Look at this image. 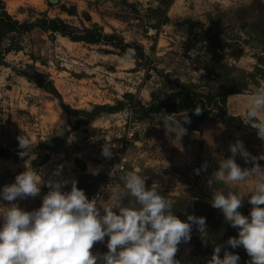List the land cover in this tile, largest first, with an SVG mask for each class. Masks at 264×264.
Masks as SVG:
<instances>
[{
  "label": "rangeland",
  "instance_id": "obj_1",
  "mask_svg": "<svg viewBox=\"0 0 264 264\" xmlns=\"http://www.w3.org/2000/svg\"><path fill=\"white\" fill-rule=\"evenodd\" d=\"M4 1L8 11L21 21L45 14L62 17L79 27L98 22L108 32L117 30L127 41L143 44L164 74L168 73L179 83L193 85L196 94L204 98L222 93L233 85L232 78H238L240 85L248 81L245 87L248 92L264 85V0H172L167 8L170 22L160 26L158 16L148 11L158 6L160 0H127L136 4V8L123 0ZM63 3L76 5L78 15L63 12L60 9ZM84 11L89 12L91 21L85 19ZM21 40L23 50L8 52L6 64L0 65V148L14 151L18 148L17 136L24 133L36 146L52 136L63 137V126L71 132L57 151L46 150L50 158L41 165L34 163L36 154L31 160L0 157V186L13 182L15 175L25 169L26 160L42 181L52 177L53 170L62 165L61 176L69 181L75 179L79 184L83 182L76 164L79 158L85 162L86 172L100 182L124 156L127 158L125 171L139 166L140 174L145 177V187L157 183V191L174 201L179 212H173L181 220L186 219L184 214L195 213L198 204L214 208L211 199L200 189L202 164L197 146L199 132L195 130H201L202 121L199 127L187 129L180 140L172 139L174 133L165 135L163 120L178 118L183 112L170 117L148 115L140 120L137 113L128 108L103 114L90 124L73 129L75 116L62 109L59 99L29 82L14 68L32 64L48 73L65 105L71 109L114 103L128 91L135 92L143 102L151 99V91H156L161 98L169 97L178 89L164 75L151 70V77L146 78L145 68L138 66L130 56L106 54L101 45L72 41L60 34L51 40L49 33L40 29L24 33ZM240 49L243 51L237 55ZM208 68L213 72L211 75H208ZM255 69L258 70L256 82L243 76ZM187 114L191 120L193 116ZM131 131L133 136L129 135ZM105 141L113 146L109 158L101 155ZM94 167L98 168L96 175L91 172ZM194 169L200 171L197 173ZM123 173H119L118 184L107 190L100 203L105 202L113 190L122 187ZM70 187L68 183L64 190ZM93 190L83 191L87 196ZM47 191L42 183L37 196L17 198L13 202L0 199V204L17 203L20 208L30 210L40 206L41 197ZM129 199L123 202L128 204ZM247 207L252 206L244 202L239 210L249 211ZM190 235L189 241L195 244V249L183 257L178 244L175 259L180 264H196L192 255L199 250L205 255L211 244L195 225ZM107 239L105 236L104 241L95 242L90 251L106 252ZM211 254L204 258V264Z\"/></svg>",
  "mask_w": 264,
  "mask_h": 264
},
{
  "label": "clouds",
  "instance_id": "obj_2",
  "mask_svg": "<svg viewBox=\"0 0 264 264\" xmlns=\"http://www.w3.org/2000/svg\"><path fill=\"white\" fill-rule=\"evenodd\" d=\"M133 54L132 49L127 50V56ZM192 111L199 115L201 107L196 105ZM240 118L264 141V85L250 91ZM163 122L165 135L174 133L172 139L180 140L190 118L185 110L178 118ZM17 140L18 156L34 159L31 149L35 142L26 133L18 135ZM112 147L105 141L101 155L109 158ZM229 152L228 157L219 158V167L209 184L221 180L224 185L236 188L244 183L248 184L247 191L225 194L216 189L210 203L237 229L236 236L228 237L227 245L233 249L242 246L250 258L247 264H264V167L239 139L229 144ZM237 154L246 163L250 160L251 167L242 168L235 160ZM28 160L13 182L0 186V199L13 202L17 198L35 197L42 183L48 191L41 197L40 206L33 210H24L17 203L0 204V264H180L175 259L177 246L190 239L192 226L206 232L203 216L188 214L181 220L173 212L174 201L157 191V183L146 188L139 166L125 171L121 176L122 187L113 190L105 202L98 203L97 198H88L77 187L75 179L69 181L61 176L62 165L53 170L52 177L42 181ZM194 171L198 173L200 169ZM91 172L98 174V168H92ZM68 183L70 189L64 190ZM249 192L252 207L244 215L239 208L242 197ZM129 197V203L125 204L124 199ZM105 236L107 251H90ZM220 253L221 246L217 244L207 264H238L237 253L227 249L222 257Z\"/></svg>",
  "mask_w": 264,
  "mask_h": 264
},
{
  "label": "trees",
  "instance_id": "obj_3",
  "mask_svg": "<svg viewBox=\"0 0 264 264\" xmlns=\"http://www.w3.org/2000/svg\"><path fill=\"white\" fill-rule=\"evenodd\" d=\"M123 1L125 4H130L133 8H136V4L127 2V0ZM171 3L172 0H160L158 6L148 9V11L158 16L159 26L170 22L167 8L171 5ZM60 9L69 15H78L77 6L74 4H60ZM83 15L85 19L89 21L92 20L89 12L84 11ZM191 22L193 23L192 20ZM34 29H40L44 32H48L51 40L54 39L56 34H60L68 37L72 41L90 45H101L103 46L102 52L106 54L126 55L127 50L132 49L134 54L130 57L135 60L138 66H143L145 68L146 78L151 77V70H154L156 73L164 75L166 80H169L172 85H174V88L176 87L178 89L166 98H161L156 91H151V99L148 102H143L138 99L135 92L128 91L123 94L122 99H117L114 103H98L94 104L90 109H71L65 105L62 94L48 73L36 69L32 64H26V67L20 69L14 68L18 74L24 76L29 82L38 84V86L44 91L53 94L59 99L62 109H64L68 114L75 116L73 129L82 128L103 114H112L128 108H131L134 113H137V118L140 120L147 118L148 115L151 116L156 114L163 117H170L172 114H180L186 110L188 113H191V116H193L189 124L184 125L186 129L199 127V121L203 122L210 116H214V119L217 121L224 122H228L230 120H240L238 117L228 114L226 108L227 96L230 93L244 92L248 81H246L247 83L245 85H240L241 82L239 84L237 81L238 78H232L230 81L233 85L226 88L222 93L218 95H210L204 98L196 94L193 85L179 83L177 80L171 79L168 73L164 74L163 71L153 63V58L150 54H148L143 44L131 43L127 41L117 30L108 32L105 30L104 26L98 22H92L90 26L83 25L82 27H79L69 23L62 17H49L45 14L44 16H39L33 20L21 21L8 11L4 0H0V65L6 64L5 56L8 52L23 50L21 36L24 33L33 31ZM259 36L261 37L262 34H259ZM242 51L243 50L241 49L237 50V55H240ZM31 56L36 58L34 54H31ZM211 73H213L212 70L208 68V75H211ZM257 73L258 70L255 69L251 72L244 73L243 76L248 78L247 80L256 82L255 79ZM196 105L201 107L199 115H194L192 111ZM62 129L64 130L63 137L52 136V138H47L44 142L31 149V151L36 154V158L34 159V163L36 165H41L48 161L50 155L46 152V150L57 151V149L64 145L71 129L66 126H63ZM19 151V148H16L14 151L0 148V157H12L14 160H17L19 158L17 153ZM76 164L81 170L80 174L83 178V182L77 184V187L86 191L93 190L99 180H96L94 176L89 175L86 172V164L81 159L77 158ZM173 211L179 212L175 204ZM192 212L193 211L188 212L184 214V216L187 217L188 214H193L196 216H203L205 218V225H207L205 232L207 237L205 239L209 240L211 243L208 247L209 253H212L214 246L219 244L221 246V257L223 256V251L227 249L229 252H235L239 255L240 259L238 264H247V261L250 258L245 249L242 246L233 249L226 243L229 236L237 235V229L232 227L230 223L224 219L222 212L214 208H209L204 204H198L195 213Z\"/></svg>",
  "mask_w": 264,
  "mask_h": 264
},
{
  "label": "crops",
  "instance_id": "obj_4",
  "mask_svg": "<svg viewBox=\"0 0 264 264\" xmlns=\"http://www.w3.org/2000/svg\"><path fill=\"white\" fill-rule=\"evenodd\" d=\"M249 93L250 92L248 91L236 92L230 93L227 96L226 108L228 114L238 117L240 120H230L228 122H224L217 121L214 119V116H210L202 122L200 131L195 130L196 132H199L197 135V146L201 160L200 163L202 165H206L205 168H202V166L200 167L203 177L200 182V189H202L203 193H205L210 199H212L213 191L216 189H221L225 194H227L228 191H237L241 194L247 191L248 184L244 183L238 184L236 188L224 185L221 180H213L211 185L209 184L210 178L213 177V174L219 167V158H226L231 155L229 152L230 143H234L237 139L241 140L249 153L257 157L256 162L260 164L261 167H264V159L260 158L264 157V141L257 136L254 128H252L249 124L244 123L240 118L243 115ZM235 160L242 168L251 167V161L249 160L246 163L239 154L236 155ZM250 195L251 193L249 192L242 197L241 205L244 204V202L246 204H250L248 202V197ZM247 210H250V208L247 207ZM239 211L244 215L249 214V211ZM189 240L187 242L181 241L179 243V248L183 257L189 253L191 254L195 249V244ZM197 253L198 254L192 255L197 261L196 264H199L200 262V264H204V258H208L210 253L207 251L205 252V255H203L200 250Z\"/></svg>",
  "mask_w": 264,
  "mask_h": 264
},
{
  "label": "built area",
  "instance_id": "obj_5",
  "mask_svg": "<svg viewBox=\"0 0 264 264\" xmlns=\"http://www.w3.org/2000/svg\"><path fill=\"white\" fill-rule=\"evenodd\" d=\"M129 135L133 136L134 132L131 131ZM126 162H127V158L124 156H121L120 160L117 162L115 167L112 168V170H110L107 177L102 179L100 182H98L95 189L90 194H88L87 197L88 198H97L98 203H99L101 201V199L104 197V193L106 192V190L113 188L115 185L118 184L117 176L119 175V173L125 171ZM38 207H35V208H38ZM35 208H33V209H35ZM33 209H30V210H33Z\"/></svg>",
  "mask_w": 264,
  "mask_h": 264
},
{
  "label": "water",
  "instance_id": "obj_6",
  "mask_svg": "<svg viewBox=\"0 0 264 264\" xmlns=\"http://www.w3.org/2000/svg\"><path fill=\"white\" fill-rule=\"evenodd\" d=\"M51 3H57L59 0H49Z\"/></svg>",
  "mask_w": 264,
  "mask_h": 264
}]
</instances>
